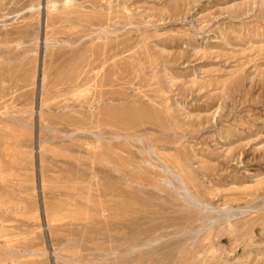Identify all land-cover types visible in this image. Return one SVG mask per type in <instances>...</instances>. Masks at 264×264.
Returning a JSON list of instances; mask_svg holds the SVG:
<instances>
[{
	"label": "rangeland",
	"instance_id": "rangeland-1",
	"mask_svg": "<svg viewBox=\"0 0 264 264\" xmlns=\"http://www.w3.org/2000/svg\"><path fill=\"white\" fill-rule=\"evenodd\" d=\"M0 264H264V0H0Z\"/></svg>",
	"mask_w": 264,
	"mask_h": 264
}]
</instances>
